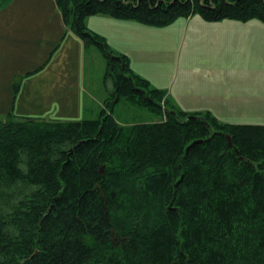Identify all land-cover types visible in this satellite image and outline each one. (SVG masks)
Instances as JSON below:
<instances>
[{
	"label": "trees",
	"instance_id": "obj_1",
	"mask_svg": "<svg viewBox=\"0 0 264 264\" xmlns=\"http://www.w3.org/2000/svg\"><path fill=\"white\" fill-rule=\"evenodd\" d=\"M54 2L103 56L112 89L95 118L0 115V264H264V125L177 109L85 24L165 27L194 14L264 24V0ZM44 65L13 81V101ZM121 99L160 120L120 124Z\"/></svg>",
	"mask_w": 264,
	"mask_h": 264
},
{
	"label": "crops",
	"instance_id": "obj_2",
	"mask_svg": "<svg viewBox=\"0 0 264 264\" xmlns=\"http://www.w3.org/2000/svg\"><path fill=\"white\" fill-rule=\"evenodd\" d=\"M85 24L102 36L113 52L125 54L132 70L156 87H160L158 81L164 78L165 73H170L176 66L174 55L178 41L183 37L185 55L183 61L178 62L176 80L173 82L170 74L166 81L170 84L171 104L185 112L208 111L221 122L226 119L225 113L237 110L240 105L238 101L230 100L233 94L228 90L231 91L230 88L237 84L234 79L245 78V62L242 65V59L245 58V50L251 47V41L255 39V31L245 22L228 19L206 22L200 16L193 15L160 29L131 20L93 15L85 19ZM26 30L30 32L23 34ZM175 33L176 46L172 38ZM59 40L62 41L59 50L63 52L65 63L52 73L54 63L50 62L58 51L50 61L47 57ZM39 43L43 44L44 52L28 55L30 51L14 48L16 45L38 46ZM193 48L194 53L191 52ZM86 53L82 41L67 31L54 0H11L0 7V115L12 111L13 81L16 75H22L21 72L25 71V68L17 70L18 64H25L24 60L31 61L34 57L33 65L36 67L29 72L45 64L32 77L23 80L19 95L34 84L36 95L48 96L52 101V98L56 100L74 89V63L78 64L79 71L84 66ZM161 68L164 70L162 73ZM38 79L41 81L37 83ZM59 79L62 81L58 82ZM240 84L243 86V83ZM106 86L109 87H104V94L99 98L90 96L95 98L99 110L105 95L112 89L110 83ZM242 102H245V98ZM83 103L81 99L80 109ZM17 104L18 100L14 110Z\"/></svg>",
	"mask_w": 264,
	"mask_h": 264
},
{
	"label": "rangeland",
	"instance_id": "obj_3",
	"mask_svg": "<svg viewBox=\"0 0 264 264\" xmlns=\"http://www.w3.org/2000/svg\"><path fill=\"white\" fill-rule=\"evenodd\" d=\"M194 15L197 16L198 14H194ZM182 19L184 18H179L173 23ZM206 22H213V21H206ZM245 24L250 26L249 28L255 31L254 33L255 39L251 41V47L245 50V58L242 59L241 64L243 65L245 62V78L234 79V81L237 84L234 85L232 88H230L231 91L228 90L229 93L233 94L230 100L238 101L237 103H240V105L238 106L237 110L225 113L226 119H224V123L264 125V42L262 43V38L264 39V24L257 19H251L245 21ZM155 28L161 29L163 27H155ZM67 31L70 30L67 29ZM29 32L30 31L26 30L23 32V34H27ZM172 38L176 46L177 34L175 33L172 36ZM61 42L62 41L59 40V42L53 46L51 51H49L50 53L47 57V60L50 61L52 56L55 54V52L58 51L54 60L50 62V63H54L51 66L52 73L56 71L57 67L59 68L63 66L65 63V57L62 54L63 52L62 50H59ZM42 45H43L42 43H39L38 46L30 45L28 47H22L16 45L14 48H16L19 51H23V50H26L27 52L30 51L28 54L30 55L33 52L34 53L44 52V47ZM184 46H185V42L183 41V37H182L181 41L180 40L178 41L177 50L174 55V62L175 64L176 63L177 64L170 73L166 72L164 78L161 81H158L159 82L158 86L160 87H156L153 83H150V81L147 79L151 87L162 90L165 93V95L168 97V99L169 98L172 99V94H170L169 91L170 84L166 83V81L170 74L173 76V78L176 76L177 66L183 61L185 55ZM191 52L194 53L195 49L193 48ZM34 60H36L34 57L31 58V61L29 59L24 60L23 62H25V64H18L17 70H22L25 68L24 73L21 72V74L22 75L26 74L27 72H29L30 69L32 70L36 67V65H33ZM40 66H42V64H40ZM104 69H105V60L103 56L96 47H90L89 50L87 49V53L85 55L84 66L83 67L81 66L79 71H78V64L74 63L75 77L73 80V85H74L73 90H71L67 95H62L58 97L56 100L52 98L51 101L49 99L50 97L48 96L42 97L36 95L34 84L31 85L30 89L24 90L22 95H19L21 92V88H20V90L17 92L18 94L15 96L14 101L12 94V100H11L12 113L31 116V117L58 119L65 121L95 118L99 113V107L95 102V98H99L102 95V93L104 94L103 92L104 87L106 88L109 87L106 85H109L110 83V82H106V83L103 82L102 77H103ZM163 71L164 70L161 68V73ZM22 75H16L14 80ZM33 75L34 74L25 76V78L32 77ZM25 78L22 79L21 84ZM174 80L176 79L174 78L173 82ZM36 81L38 83V81L41 80L38 79ZM61 81L62 79H59L58 82ZM212 82L213 81H209V83ZM29 83H32V81H30ZM240 83H243V86ZM70 93L73 94L69 95ZM91 95H93L95 98H91L90 97ZM106 96L107 95H105V98ZM244 98H245V102H242V99ZM81 99L84 100L82 109H80ZM17 100H18V104L16 109L14 110ZM244 104L245 106H243ZM113 115L117 120V122L125 125L136 124L141 122L148 123V122H155L160 120L159 115H156L146 110L145 108L135 106L126 99H121L114 106Z\"/></svg>",
	"mask_w": 264,
	"mask_h": 264
},
{
	"label": "water",
	"instance_id": "obj_4",
	"mask_svg": "<svg viewBox=\"0 0 264 264\" xmlns=\"http://www.w3.org/2000/svg\"><path fill=\"white\" fill-rule=\"evenodd\" d=\"M227 139H228V141H229V137H228V136H227ZM195 142H198V141H195ZM193 143H194V142H193ZM193 143H192V144H193ZM192 144H191V145H192ZM229 144H230V142H229ZM191 145H189L188 147H190Z\"/></svg>",
	"mask_w": 264,
	"mask_h": 264
}]
</instances>
